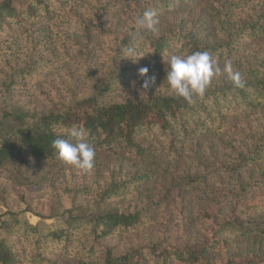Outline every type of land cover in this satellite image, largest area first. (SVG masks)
Instances as JSON below:
<instances>
[{
  "label": "trees",
  "instance_id": "obj_1",
  "mask_svg": "<svg viewBox=\"0 0 264 264\" xmlns=\"http://www.w3.org/2000/svg\"><path fill=\"white\" fill-rule=\"evenodd\" d=\"M74 1H0V34L33 23L22 43L4 44L12 53L0 68V167L20 157L57 161L53 141L62 138L75 143L63 130L82 126L95 154L130 158L136 169L117 174L112 170L111 177L91 179L86 171L83 182L65 189L63 194L75 197L66 211L73 221L68 229L41 232L21 219L4 220L3 227L16 241L0 242V264H59L50 255L61 248L66 252L81 249L80 264H264V254L255 253L253 247H236V238L264 233L258 219L264 214V194L260 193L264 169L256 175L255 168L264 163V120L247 126L241 118L237 126L229 125L232 118L264 107V48L251 43L264 40V0H139L130 28L115 30L118 33H113L103 50L90 46L88 35L90 49L72 64L70 54L59 61V46L46 30L60 29L77 17L86 21L90 15L99 37H106L111 35L108 21L121 2L82 0L78 5ZM86 1L91 8L84 10ZM192 3L203 4L201 22L194 28L189 14L176 27L157 24L149 29L137 23L145 10H184ZM55 8H62V15L50 26H42ZM39 34L47 35L42 39ZM198 51H207L223 68L231 61L233 70L240 73L239 83L227 72L214 76L203 97L193 95L191 101L170 94L167 81L144 92L128 91L120 99L115 96L127 78L131 82L136 77L133 68L140 58L145 65L157 64L173 54ZM80 65L85 73L78 70ZM48 69H59L60 74L49 80L50 88L33 98V78ZM227 129H233L240 140H232L229 149L224 147L223 159L210 161L203 148L206 139H216ZM167 139L168 145L164 144ZM191 141L197 143V170L206 164L204 171L195 177L182 176L162 192L164 186L158 189L153 181L162 178L161 183H166ZM57 190L53 194L61 199L63 194ZM179 190L193 191L205 203L194 206ZM79 198L85 200L81 203ZM174 220L182 229L180 240L171 235ZM148 224L157 229L136 243L127 246L117 239L124 233L136 235ZM21 242L32 248L24 262L19 256Z\"/></svg>",
  "mask_w": 264,
  "mask_h": 264
},
{
  "label": "rangeland",
  "instance_id": "obj_2",
  "mask_svg": "<svg viewBox=\"0 0 264 264\" xmlns=\"http://www.w3.org/2000/svg\"><path fill=\"white\" fill-rule=\"evenodd\" d=\"M81 1L82 0H76L74 3L76 2L78 5H80ZM84 1L85 0H83V2ZM138 1L139 0H121L117 11L111 15V18L108 21L106 29L108 28V30L111 31V35H107L106 37L101 35V38L99 37L94 29L93 24H90V15H86V18L88 19L86 21L81 20L79 17H77L76 20H67L60 29L50 26L53 20L57 19L59 15H62V8H58L57 10L55 8V10H53V14H51V18L48 16L47 18L45 17V21L42 20L41 25L50 26V28L46 30V32L49 34L48 36H52L55 39L54 45L59 47L62 46V49L59 47L57 48V52L60 54L59 61L64 62L63 59H65L67 55L70 54V57H73L71 63L75 64L78 62L79 58L84 57V55H86L90 49L88 47V35L90 36V41L92 44L90 46L97 45L98 49L103 50V48L107 46V42L110 40L111 36H113V33H118L115 32V30H121L122 28L129 26L131 23L130 21L134 18L132 11H135ZM94 4L95 3H93V5ZM202 5V3H192L188 5V7H184V10H182L183 8L179 10L175 8L161 9L158 12V26L167 24L170 25L169 27H176L180 25V22H182L180 20H183L184 17L189 14L194 28L196 25L198 26V20L201 18L199 16L202 12ZM83 8L84 10L91 8V2L86 1ZM31 24L33 23L26 24L24 26H18L13 31L7 30L0 34V52L3 51L0 53V57L5 55L4 59L0 58V68L1 65L4 64V61L7 58H10L12 53L10 50H6V48H4V44L9 40L13 41L15 46L18 45V43H22L25 39L28 28L30 29L31 27ZM33 27L36 26L33 25ZM45 35L39 34L37 37L43 39ZM251 43L254 44L256 48H264V40L252 41ZM63 46L69 49H63ZM48 47L51 48L53 46L50 43L48 44ZM80 60L84 62L83 59ZM166 62L167 60L157 64L147 63V65H145L143 59L140 58L133 68V73H135L136 77H134L131 82H129V79L127 78L115 96L120 99V96L127 94L128 91L137 90L144 92L153 86H159L160 82L163 84V82L166 81V69L168 68ZM145 67L149 70L148 76L141 77L140 75H137L139 70ZM217 67L219 68V72L214 76L223 77L224 74L226 75L224 68L220 64H217ZM75 68L76 67L73 65L74 70ZM78 70L81 73L86 72V68L82 67V65H80ZM48 71L49 69L42 74H37L33 78V88H30L32 85L31 82L27 85V87L30 88V92L32 93L31 96L33 98L39 97L44 88H50L51 86L49 80L60 74L59 69L55 70V72ZM151 77H155V83L152 84L148 89H144V80ZM39 78H41V81L36 83V81L40 80ZM19 91L20 90H18L17 93ZM51 92L53 94L56 93L53 91ZM241 118L244 119L247 126L249 125L250 121L253 123V121H258V119L259 121L262 119L264 120V107H261L257 111L240 114L232 118V120L229 122V125L231 127L237 126ZM232 140H240L239 135H235L233 129L224 130L218 137H216V139L213 137L206 139L203 148L206 147V150L209 154V160L212 161L214 158L223 159L226 155L224 147L229 149L228 146H231L230 142ZM169 141L170 140L167 139L164 141V144L168 145ZM196 145L197 143L193 141L188 143L187 147L185 148L186 150L183 151V155L179 160L181 162L179 163L178 161L176 162L177 164L175 163L173 172L166 177V183H161V178L160 181H153L154 186L158 189H161L164 186L165 189L162 192H165L168 187H171L173 183L175 184V181H178L182 176L195 177L196 174L202 173L204 171L203 167L206 166V164L200 167L201 171L197 170L196 166L199 165V161L197 159L198 153L195 152L197 147ZM93 164L95 166H92L91 169L87 170V177L90 179L95 176L111 177L112 170H114L115 174H117L120 171H135L134 169H136H133L134 163L130 158L120 157L117 159H112L106 157L103 152L95 154ZM139 167L141 166H138V168ZM255 168L257 170L256 175L260 174L259 170L261 168L264 169V163L262 166L259 164ZM85 172V170H80L76 167L65 164L61 160L47 163L45 161H39L27 157H20L18 161L14 160L7 167H0V242L3 241L9 244L13 241H16V238H11L12 235L8 231V228L3 227V221L7 219H21L26 226H37L41 232H45L50 229L54 230L60 227L68 229L69 225H71V222L73 221L70 220V217L66 211L71 209V206H73L75 197L73 194H63V191L65 189L67 190L72 188L77 183L83 182V174ZM262 172L264 174V170ZM55 187L58 189L57 191L59 193L63 194L61 195V199L53 194ZM178 193L183 197L186 196L187 202H192L194 206L200 205L201 202L205 203L204 199L202 198L203 196L200 197L198 195H194L193 191L179 190ZM260 193L264 194V184ZM173 196H177V189L174 190ZM84 200L85 198L78 199V201L81 203ZM105 206L106 205H103V207ZM85 213L87 212L85 211ZM157 217H159L158 214H156V218ZM258 217L262 228L264 229V214L258 215ZM177 223L178 220H174L172 223V226L174 227L171 232L173 240H180L182 236V229L179 225H177ZM156 229L157 226L148 224L136 235L124 233V235L119 236L117 239H121L124 244L129 246L133 242L136 243L135 241L144 239V236L148 235L152 230L155 231ZM236 239L238 241L236 247H253L252 249L255 250V253L257 252L259 254H264V233L256 234L244 240L239 238ZM19 246L21 247L19 256L21 255V258L24 262V259L28 257V253H30L32 248L27 242H24V244L21 242ZM80 250L81 249L79 248H74V250H69V252H66L63 251L62 248L60 250L53 249L52 252H54V255H50V259L53 262L58 261L59 264H80L82 252Z\"/></svg>",
  "mask_w": 264,
  "mask_h": 264
},
{
  "label": "clouds",
  "instance_id": "obj_3",
  "mask_svg": "<svg viewBox=\"0 0 264 264\" xmlns=\"http://www.w3.org/2000/svg\"><path fill=\"white\" fill-rule=\"evenodd\" d=\"M158 22V12L154 9L145 10L137 21L141 27L149 29H153ZM166 63L169 93L188 101L192 100L193 95L203 97L210 80L219 72L216 60L207 51H198L188 55L173 54L169 56ZM148 71L146 67L141 68L139 75L147 77ZM224 71L228 73L230 79L239 83L240 73L233 70L231 61L225 62ZM154 83L155 77L145 79L143 88L148 89ZM63 131L76 142L72 143L62 138L55 139L52 147L56 150L58 159L80 170L91 169L95 158V148L87 142V130L82 126H73Z\"/></svg>",
  "mask_w": 264,
  "mask_h": 264
}]
</instances>
